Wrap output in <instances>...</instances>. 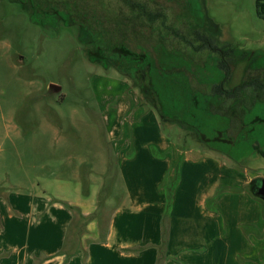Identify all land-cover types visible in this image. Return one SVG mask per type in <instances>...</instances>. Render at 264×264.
I'll return each mask as SVG.
<instances>
[{
	"label": "rangeland",
	"instance_id": "1",
	"mask_svg": "<svg viewBox=\"0 0 264 264\" xmlns=\"http://www.w3.org/2000/svg\"><path fill=\"white\" fill-rule=\"evenodd\" d=\"M155 1L166 9L169 25L184 30V23L198 27L208 23L213 35L234 46L237 54L264 53V19L257 15L259 0ZM43 24L46 27L35 24L20 3L0 0V187L5 191L34 187L39 194L65 205L82 199L98 202V211L109 210L126 196L119 154L123 148L126 153H136V136L158 159L173 152H210L245 178H264V157L256 149L264 153V102L251 107L243 117L247 133L240 127L241 119L229 128L233 119L222 115L224 110L217 111L218 115L202 111L190 116L188 121L210 140L199 141L189 129L164 120L151 99L128 77L90 62L77 25L52 27L47 20ZM141 32L138 38L127 35L130 46L155 53L152 29L146 26ZM82 38L89 41L91 37L83 33ZM171 40V45L188 51L178 39ZM177 54L188 65L186 53ZM208 54L205 48L200 59L205 60ZM174 57L172 61H176ZM210 63H201V67L195 64L199 76L209 77L214 72L221 77L225 71ZM258 63L263 65L264 59ZM248 65L247 59L232 64L229 88L250 78ZM177 74L183 73H168L171 81ZM171 109V118L183 117L180 107ZM150 112L154 119L147 123L143 118ZM242 112L237 115L243 116ZM257 118L262 121L252 123ZM140 121L145 128L135 132ZM165 146L168 148L163 150ZM177 167L164 180L166 189L176 183L173 175Z\"/></svg>",
	"mask_w": 264,
	"mask_h": 264
},
{
	"label": "crops",
	"instance_id": "2",
	"mask_svg": "<svg viewBox=\"0 0 264 264\" xmlns=\"http://www.w3.org/2000/svg\"><path fill=\"white\" fill-rule=\"evenodd\" d=\"M138 138L135 154H119L126 196L104 212L0 187V264H264V202L250 191L259 175L245 178L210 152L158 159Z\"/></svg>",
	"mask_w": 264,
	"mask_h": 264
},
{
	"label": "trees",
	"instance_id": "3",
	"mask_svg": "<svg viewBox=\"0 0 264 264\" xmlns=\"http://www.w3.org/2000/svg\"><path fill=\"white\" fill-rule=\"evenodd\" d=\"M29 3L30 4L27 6L29 7L31 18L35 23L43 24L46 19L52 17H55V20L59 17L63 19L66 18L72 23H77V21L81 19L85 21V24L79 22L81 27L80 39L84 41L82 34L87 33V31L90 32L92 40L90 43L93 44V49L88 51L90 60L104 67H109L111 65L118 71L129 75V77L134 79V82L139 85L142 94L150 98L153 106H156L159 112L165 116L163 117L164 120L170 119V121L176 122L181 128L189 129L195 133L199 141L210 140H206V137L200 133L198 127L188 121L190 116L196 117L195 114L198 112L201 113L202 111H204L203 114H211L214 112L218 115L217 111L224 110L222 115H228L229 118L233 119L229 128L235 125V122H237L235 121L236 119H241L240 127L243 128L244 132L246 124L243 121V117L246 112L254 105L264 102V73L262 76L257 74L258 76L255 75L243 81L235 89L227 88L232 73L230 61L233 59H244L246 53L236 55L234 49L230 48L225 53L226 59L229 58L228 60L218 57L214 58L210 55L208 57L207 55L202 63L207 64L211 62L215 64L214 67L219 70H224L225 73H223L221 77L216 74L213 75L214 72H212L209 77L199 76L200 74L192 68L193 60L191 61L188 59V65H186V62L179 58L177 53L180 52L186 53V57L190 58V56L192 57L193 55H200L205 48L211 50L215 49L214 33L211 32L208 27L206 30L204 25L198 27L191 24V26H185L184 30H180L173 26V24H167V15L160 12L154 14L144 12L142 15L146 16L145 19L147 21L144 24V28H146V25L150 27L152 29L150 38L156 40V44L153 48L155 53H152L146 48L140 47V51L133 49L126 43V39H124L126 38L125 33L118 31L114 27L111 31L109 30L108 41H106V32L101 30V23L97 29H94L86 21L87 18L85 16L77 15L76 20L72 13H67L71 7L68 0H29ZM257 4V15L264 19V2L259 0ZM127 5L130 6L131 9L136 7V4H133L132 0H128ZM43 6L54 9V14H39L38 11ZM112 17L116 24L117 21L121 19V15H117L115 11L113 15L110 14V18ZM88 28H90V30ZM119 33L122 34V37ZM169 37H174V39L183 41L188 51L181 50L176 44H173V46L169 48L167 43ZM196 41L201 44H196ZM171 53L172 58L170 57ZM248 54L249 53H247V55ZM175 55L177 59H175L176 61H172L171 59H174ZM102 58L104 59L102 60ZM259 58L260 60L264 59V56H259ZM175 62H177L176 66H173ZM172 70L177 73L181 71L183 74H177L174 81H171L172 79L169 77L168 73L172 72ZM185 72H188V75ZM200 88H202V90ZM205 88H210V90L206 91ZM147 91L149 93H147ZM246 97H248V99H246ZM228 100H232V103L225 106ZM167 103L170 104V108ZM174 105L180 107V112L183 114L181 119L171 118L173 117L171 108ZM202 105L206 109L203 108ZM238 111H243V116H240L241 118L237 115ZM261 121V119L257 118L252 123ZM245 133L247 132L245 131ZM220 135L222 136V134ZM256 149L260 155L264 157V153L258 148ZM178 170L179 167L175 170L176 179L174 181H176V183L171 184L167 189L163 186L166 190L168 199H171L179 181ZM164 185L166 184L164 183ZM250 190L252 192V184H250ZM253 196L260 199L254 194Z\"/></svg>",
	"mask_w": 264,
	"mask_h": 264
},
{
	"label": "flooded vegetation",
	"instance_id": "4",
	"mask_svg": "<svg viewBox=\"0 0 264 264\" xmlns=\"http://www.w3.org/2000/svg\"><path fill=\"white\" fill-rule=\"evenodd\" d=\"M11 1L20 3L22 5V7L29 13L30 18H31V13H30L29 7L27 6L30 4L29 0H11ZM68 1L71 4V7L67 11V13H72L74 15V19L77 20V15L78 16L83 15L87 18L86 21L89 23V25L94 29H97L99 24L101 23V25H102L101 30L106 32V39H105L106 41H108L109 30L111 31L114 27L118 31H122V33H125L126 38H124V39H126V43L128 45H130V42H128V38H127L128 34H133V36L137 37V38H138L139 34L143 35V33L141 32V28H144L145 27L144 24L147 22L145 19L146 16L142 15V14H144V12H149L150 14L160 12V13H163L164 15H166V11H165L166 9L163 7H158V5H156L157 3L155 0H132L133 4H136V7L133 9H131L130 6L127 5L128 0H111L109 3H108V0H68ZM168 2H169V0H168ZM152 3L155 6L154 8L152 7V5H153ZM109 8H113V9L110 10ZM114 11L116 12L117 15H121V19H120V21H117V24L113 20V17L110 18V14L113 15ZM141 11H142V13H141ZM38 12H39V14L40 13L41 14H43V13L54 14V9L43 6L42 8L39 9ZM55 19H56L55 17H52V18H48L46 20H47V23H50V26H52V27L59 26L60 24H64L67 26L77 25L79 27V31L81 30L79 22L85 24V21H82V19L78 20L77 23H72V22H70V20H68L66 18L63 19L61 17H59L57 20H55ZM31 20L33 21L32 18H31ZM88 23H87V25H88ZM35 24H37L38 26H41V27H46L45 24H39V23H35ZM167 24H168V22H167ZM185 26H187V24L184 23V28H185ZM204 26H205L204 28L206 30L209 28L208 23H205ZM184 28H182V29H184ZM88 29L90 30V28H88ZM144 29L146 30V28H144ZM87 34L90 35V32L87 31ZM214 35H213V37H214L215 49H213V50L208 49V51H209L208 57L210 55L214 58L218 57L220 59L222 58L224 60H228L229 58L226 59L225 53L230 48H233L235 54L238 55L234 46H232L228 43H225V42H221V40L218 37H215ZM120 36L122 37V34H120ZM79 38H80V34H79ZM80 42L87 46L86 52H87V56H88V51L93 49V44L90 43V42H92L91 38L89 41H85V40L81 41V39H80ZM171 42H172L171 37H169V39L167 40L169 48H171L173 46V44L171 45ZM180 43L184 44L183 41H180ZM196 44H201V43L196 41ZM245 53H246V56L244 57V60L247 59L248 63H249L248 68H247V72H246L247 76H249L251 78V75L254 74L255 72L257 74L264 73V64L260 65L258 63L259 61H262V59L260 60L259 56H264V53H260V54L252 53L251 56H249L250 54L247 55L248 52H245ZM103 57H104V55H103ZM248 57H249V59H248ZM197 58H199V59L197 60ZM88 59L90 60L89 57H88ZM103 59L104 58H102V60ZM257 59H259L258 62H256ZM190 60L191 61L193 60L192 68L194 70H196L195 64H198V66L200 67L201 66L200 63H202V61H203L202 59H200V55H199V57L196 56V59L194 58V56H192V57L190 56ZM238 60L233 59L230 61L231 62V64H230L231 69H232V64ZM241 60H243V59H241ZM187 61H188V59H187ZM90 62H92V61L90 60ZM92 63H94V62H92ZM94 64L100 65L105 70L114 69L118 73H120L121 75L128 77L130 79V81L132 82L133 86L135 88H138L140 90V92L142 93L139 85L136 84L134 82V79L130 78L129 75H126L121 71H118L116 68H114L111 65L109 67H104L103 65H101L99 63H94ZM259 67H262V68H259ZM185 73H187V75H188V72H185ZM250 78H248V79H250ZM245 80H247V79H245ZM239 85L234 86L232 88H229L228 84H227V88L228 89H235ZM200 89L202 90V88H200Z\"/></svg>",
	"mask_w": 264,
	"mask_h": 264
},
{
	"label": "water",
	"instance_id": "5",
	"mask_svg": "<svg viewBox=\"0 0 264 264\" xmlns=\"http://www.w3.org/2000/svg\"><path fill=\"white\" fill-rule=\"evenodd\" d=\"M55 89H60L57 86H52ZM252 193L259 197L264 202V178H256L251 181Z\"/></svg>",
	"mask_w": 264,
	"mask_h": 264
}]
</instances>
